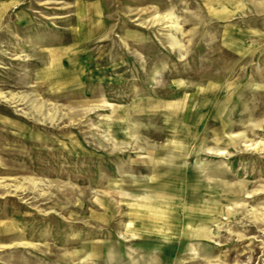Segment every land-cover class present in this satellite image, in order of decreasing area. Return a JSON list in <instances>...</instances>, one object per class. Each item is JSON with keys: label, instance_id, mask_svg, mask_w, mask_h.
Returning a JSON list of instances; mask_svg holds the SVG:
<instances>
[{"label": "rangeland", "instance_id": "rangeland-1", "mask_svg": "<svg viewBox=\"0 0 264 264\" xmlns=\"http://www.w3.org/2000/svg\"><path fill=\"white\" fill-rule=\"evenodd\" d=\"M0 17V264H264V0Z\"/></svg>", "mask_w": 264, "mask_h": 264}, {"label": "crops", "instance_id": "crops-1", "mask_svg": "<svg viewBox=\"0 0 264 264\" xmlns=\"http://www.w3.org/2000/svg\"><path fill=\"white\" fill-rule=\"evenodd\" d=\"M22 17V16H21ZM94 19L97 21V24L100 22V21H98V17H96L95 18V15H94ZM2 20V18L0 17V21ZM21 20L23 21L24 20V18H21ZM94 20V21H95ZM100 25V26H99ZM101 27V23H99L98 24V26H97V28L99 29ZM167 157V156H166ZM149 158H151L152 160H154V158H155V155H153V154H150L149 153ZM175 200H179L178 198H175ZM181 201L183 202V204H179V203H177L176 201H175V203H173V202H166V205H168L169 206V208H172V207H174V208H178L180 211L183 209V210H185V212H186V209L187 208H189V207H191V206H200V203H199V199H198V197H196L195 196V194L193 193V191L191 192V191H189L188 192V190H187V192H185L184 191V197H182L181 198ZM181 202V203H182ZM196 203V204H195ZM186 214V213H185ZM184 215V214H183ZM185 216H187V214L185 215ZM167 217V216H166ZM165 217V218H166ZM170 218H174L173 216H169ZM148 218H153V217H148ZM187 218H188V216H187Z\"/></svg>", "mask_w": 264, "mask_h": 264}]
</instances>
